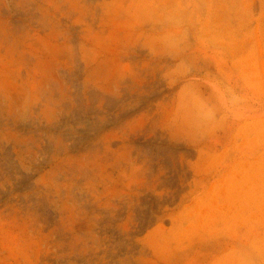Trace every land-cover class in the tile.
Wrapping results in <instances>:
<instances>
[{"label":"rangeland","instance_id":"obj_1","mask_svg":"<svg viewBox=\"0 0 264 264\" xmlns=\"http://www.w3.org/2000/svg\"><path fill=\"white\" fill-rule=\"evenodd\" d=\"M0 264H264V0H0Z\"/></svg>","mask_w":264,"mask_h":264}]
</instances>
